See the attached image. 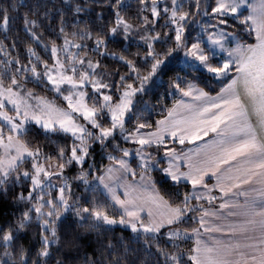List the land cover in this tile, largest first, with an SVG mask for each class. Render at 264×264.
Returning a JSON list of instances; mask_svg holds the SVG:
<instances>
[{
	"label": "snow or ice",
	"instance_id": "6c2138e0",
	"mask_svg": "<svg viewBox=\"0 0 264 264\" xmlns=\"http://www.w3.org/2000/svg\"><path fill=\"white\" fill-rule=\"evenodd\" d=\"M0 200V264H264V0L0 4Z\"/></svg>",
	"mask_w": 264,
	"mask_h": 264
},
{
	"label": "trees",
	"instance_id": "16d2710c",
	"mask_svg": "<svg viewBox=\"0 0 264 264\" xmlns=\"http://www.w3.org/2000/svg\"><path fill=\"white\" fill-rule=\"evenodd\" d=\"M6 0H0V4L5 3ZM26 3L36 4L38 3L41 6V10H43V6L45 4L48 5L49 8L52 7V5H55L56 7H59L61 0H25ZM53 16L52 24L55 26L57 24L56 19V13L53 11L51 13ZM15 27H20L19 21L17 22ZM21 37L24 36V33L21 32ZM47 35V33H46ZM172 68H176V65H170ZM172 73L169 72L168 75H171ZM165 80H167V76H165ZM158 118L154 114L153 119ZM14 207L10 204L9 201H2L0 200V223H2L4 220L9 219L11 217V213L14 211ZM80 230L76 228L75 222L73 218L69 215L66 221V229L62 230V239L65 241V244L67 245L64 248V252L66 255L75 257L78 255L77 251L72 249L71 244L74 239L79 240L80 244L84 245L85 247L81 248L79 250V255L82 256L84 251L91 252L90 239L88 236L85 235H79ZM137 259H144L142 254H138Z\"/></svg>",
	"mask_w": 264,
	"mask_h": 264
},
{
	"label": "crops",
	"instance_id": "0c3cea01",
	"mask_svg": "<svg viewBox=\"0 0 264 264\" xmlns=\"http://www.w3.org/2000/svg\"><path fill=\"white\" fill-rule=\"evenodd\" d=\"M205 139H207V138H205Z\"/></svg>",
	"mask_w": 264,
	"mask_h": 264
}]
</instances>
